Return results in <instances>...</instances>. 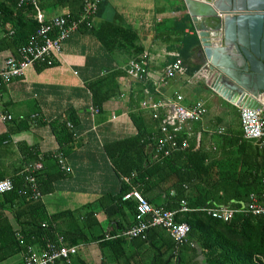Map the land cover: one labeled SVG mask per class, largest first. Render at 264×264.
<instances>
[{
  "label": "crops",
  "instance_id": "1",
  "mask_svg": "<svg viewBox=\"0 0 264 264\" xmlns=\"http://www.w3.org/2000/svg\"><path fill=\"white\" fill-rule=\"evenodd\" d=\"M81 2L36 0L34 6H23L27 10L20 11L12 0H0V69L7 57L17 58V48L35 33L37 12L45 19L73 18L82 15ZM102 23L130 28L137 38L140 55L132 57L126 50L106 51L94 35ZM180 25H184L180 34L196 36L182 0H98L88 20L82 21L62 41L53 66L35 64L21 76L0 84V116H10L9 121H0V135H5V142L0 145L3 178L8 179L21 166L22 172L27 170L26 160L34 158V153L38 159L45 154L60 156L62 175L52 182V190L40 198L46 213L79 211L91 205L93 215L85 221L91 226L85 228V236L101 235L106 241V237L116 236L122 241L112 246L96 241L78 244L76 257L83 264H162L163 261L165 264H203V254L193 242L177 245L161 228L149 229L145 240L117 236L133 224L134 217L131 209L134 201L121 200L124 185L128 191L137 190L155 207L164 208L173 193V176L169 172L134 184L131 178L127 180L116 170L114 163L123 166L129 161L136 162L143 154L148 162L156 160L151 147L139 150L120 142L135 137L138 132L152 139L158 120L170 111L174 95L181 96L185 107L201 102L205 109L198 122L182 126L175 135V139L177 135L184 136L180 142H186L185 149L191 145L206 152L209 159H216L222 149L220 136L239 130L238 120L233 119L237 117L236 107L209 88L212 72H208L199 43L192 48L180 74L158 82L164 67L173 61L172 55H178ZM234 36L238 40L237 32ZM130 59H143L146 74L142 81H133L124 75L123 67ZM216 63L223 73L221 79L228 86L233 78L245 77L238 66L239 56L234 46L229 52L219 54ZM109 74H117L114 79L117 93L93 112L89 85ZM142 103L156 105L157 120ZM52 122H65L71 138L63 139L60 144L62 138L56 137L50 127ZM27 148L32 156L25 155ZM42 165L47 166V172L55 171L53 160L36 162L33 167L40 169ZM86 211L82 209L81 216ZM83 222L79 216L78 223ZM63 224L66 225L64 220ZM21 260L17 256L5 264Z\"/></svg>",
  "mask_w": 264,
  "mask_h": 264
},
{
  "label": "trees",
  "instance_id": "2",
  "mask_svg": "<svg viewBox=\"0 0 264 264\" xmlns=\"http://www.w3.org/2000/svg\"><path fill=\"white\" fill-rule=\"evenodd\" d=\"M12 3L20 11L27 10L18 7L17 0H12ZM79 18L80 15L67 20L77 21ZM183 28L184 25H180V32L177 34V43L180 45L178 56L182 65L189 58L192 48L198 45V39L194 34L189 36L180 34ZM94 35L109 53L126 50L131 52L132 57H137L141 53L135 33L120 24L102 23L94 31ZM37 65L51 67L54 62L50 66ZM193 70L194 68L189 70L188 74ZM116 76L117 74L105 75L89 85L93 109L98 111L101 103L117 93V84L114 80ZM50 127L57 134V138H62L60 144H63V139L66 141L71 138L65 122H52ZM183 137L177 135L176 140L180 142ZM3 142L5 135H0V145ZM120 143L131 144L139 150L149 146L152 150L154 136L150 139L148 134L138 132L135 137ZM220 146L222 147L220 156L212 158L213 160L200 148L194 149L188 145L186 149L171 151L169 156L160 160L148 162V157L143 154L136 162L129 161L123 166L118 162L114 164L116 170L127 180L131 178L134 184H142L145 182L144 178H151L161 172H169L168 175L173 176L171 185L173 193L168 196L164 208L176 212L175 222H183L188 226L186 243L193 242L200 249L204 257L203 264H264V216L237 213L228 222H221L200 211L202 208L219 206L243 207L249 194H254L259 203L264 204V200L259 198L263 192L260 177L264 173V157L261 151L252 142L243 140L239 130H230L220 136ZM27 150L24 153L30 156L31 152L28 148ZM43 160H53L55 171L47 172L48 168L45 165L38 170H32L34 163ZM120 160H123L122 157ZM25 166L28 167L27 170L22 172L21 166V171L16 170L8 178L12 189L0 194V264L9 263L16 256L22 257L21 262L16 263L21 264L28 248L40 251L46 241L55 242L58 236L62 237L65 246H76L71 264H83L76 257L78 244L93 241L109 246L121 244L122 241L113 236L107 241L101 235L85 236V228L91 226L85 222L86 218L90 219L93 215V211L89 209L91 205L82 207L79 211L46 213L40 198L52 190V182L62 175L55 156L45 154L38 159L34 153V158L29 157ZM26 176L32 177L39 198L34 200L30 198L31 184L25 181ZM2 179L4 178L0 174V180ZM128 190L124 185L121 195ZM180 202H183L189 211L178 212ZM82 209L87 211L81 216ZM131 209L135 214V204ZM79 216L84 221L82 224L78 223ZM63 220L66 223L63 224L65 227L62 225ZM52 264L63 263L56 260Z\"/></svg>",
  "mask_w": 264,
  "mask_h": 264
},
{
  "label": "built area",
  "instance_id": "3",
  "mask_svg": "<svg viewBox=\"0 0 264 264\" xmlns=\"http://www.w3.org/2000/svg\"><path fill=\"white\" fill-rule=\"evenodd\" d=\"M82 15L77 21L67 20L62 16H55L45 19L44 15L37 12L35 21L37 28L35 33L26 42L17 48V58L7 57L0 69V84L21 76L28 67L35 64L50 66L54 56L60 52V45L70 33L74 32L82 21H87L88 17L94 12L98 0H82ZM36 0H17V6H34ZM52 35V36H50ZM173 61L164 67L158 78V82L172 77L174 74L182 72V64L179 56L173 54ZM124 75L133 81H142L145 78V67L143 59H130L123 67ZM264 97V96H261ZM181 96L174 95L173 104L170 111L164 114L157 124L156 134L154 135L153 155L156 160L169 156L170 152L177 149H185L186 142L183 140L178 143L175 139L177 132L181 131L182 126L198 122L205 114L204 106L201 102H195L189 107L181 104ZM263 108L264 102L259 101ZM143 107H148L152 111V118L157 120L156 105L142 103ZM237 120L241 138L252 142L261 151L264 157V109H250L246 107H236ZM93 112H97L93 109ZM10 120V116H0L1 122ZM221 129L218 133H221ZM57 164L62 168V160L57 156ZM38 169L34 166L32 170ZM25 181L31 184V199L40 197L33 185L31 176H26ZM260 185L263 192L259 196L264 200V173L260 177ZM12 189L9 179L0 180V194ZM122 201L133 200L135 203V214L133 224L123 230L117 236L127 238H139L145 240L146 233L151 228H161L177 244L187 242L186 236L188 226L174 221L175 211L166 210L162 207L151 206L141 194L135 190L124 193ZM178 212L189 211L183 202H180ZM207 216L221 222H228L237 213L249 214L251 216H264V204L259 203L257 196L249 194L247 203L240 208H230L229 206H219L216 208H202ZM116 237V236H114ZM107 239L110 237H106ZM190 246H192L190 244ZM76 253V246H65L62 237H56L55 242L46 241L43 249L35 251L28 248L21 264H52L56 260L63 264H71V257Z\"/></svg>",
  "mask_w": 264,
  "mask_h": 264
},
{
  "label": "water",
  "instance_id": "4",
  "mask_svg": "<svg viewBox=\"0 0 264 264\" xmlns=\"http://www.w3.org/2000/svg\"><path fill=\"white\" fill-rule=\"evenodd\" d=\"M211 74L209 88L235 107L263 110L264 0H182ZM235 32L239 34L235 39ZM234 46L241 73L228 86L216 63Z\"/></svg>",
  "mask_w": 264,
  "mask_h": 264
},
{
  "label": "bare ground",
  "instance_id": "5",
  "mask_svg": "<svg viewBox=\"0 0 264 264\" xmlns=\"http://www.w3.org/2000/svg\"><path fill=\"white\" fill-rule=\"evenodd\" d=\"M258 100L264 102V97H259Z\"/></svg>",
  "mask_w": 264,
  "mask_h": 264
},
{
  "label": "rangeland",
  "instance_id": "6",
  "mask_svg": "<svg viewBox=\"0 0 264 264\" xmlns=\"http://www.w3.org/2000/svg\"><path fill=\"white\" fill-rule=\"evenodd\" d=\"M209 114H211L212 113V111L211 110H209V112H208ZM234 119V121H236L237 120V117H234L233 118ZM17 257V256H16ZM15 259V258H14Z\"/></svg>",
  "mask_w": 264,
  "mask_h": 264
}]
</instances>
